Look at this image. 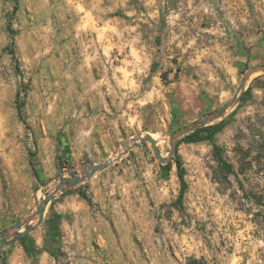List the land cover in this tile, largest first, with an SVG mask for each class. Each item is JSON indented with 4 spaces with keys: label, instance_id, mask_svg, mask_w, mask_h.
<instances>
[{
    "label": "rangeland",
    "instance_id": "374dc122",
    "mask_svg": "<svg viewBox=\"0 0 264 264\" xmlns=\"http://www.w3.org/2000/svg\"><path fill=\"white\" fill-rule=\"evenodd\" d=\"M247 3L0 0V264L17 248L36 262L54 215L56 264H264V71L240 88L264 65V20L253 24ZM238 90L222 116L176 134ZM221 122L214 143L230 173L212 141L186 139ZM43 202V222L8 244ZM103 218L121 251L87 230ZM67 223L82 230L67 239Z\"/></svg>",
    "mask_w": 264,
    "mask_h": 264
},
{
    "label": "trees",
    "instance_id": "16d2710c",
    "mask_svg": "<svg viewBox=\"0 0 264 264\" xmlns=\"http://www.w3.org/2000/svg\"><path fill=\"white\" fill-rule=\"evenodd\" d=\"M223 126H224V123L221 122V123H216L213 125L201 127L199 129H197L196 131L188 134L186 136V139L189 141H192V142H197V141H202V140H210L214 143L215 134L218 131H220L223 128ZM59 142H60V146L58 149L57 160L60 164L69 163V159L71 156L69 142L65 136L61 137L59 139ZM214 146H215L216 152L219 155V158H220L219 160L221 162L222 169L225 172L230 173L232 171V165L230 163H228L223 158V156L221 154V148L216 143H214ZM177 164H178V168L180 170L179 176H180L181 182L185 186L186 185L185 173H184V168H183V165H182V162L180 159L177 160ZM34 171H35V174L37 175V177L41 180L42 175H41L39 169L34 167ZM60 220H61V215H54V217H52L49 221V233L47 235V240L49 241L50 245L48 246L47 250L50 251L52 254H54V252H55L54 247L56 246L58 239L61 236V229H60V222L61 221ZM27 236H25V237H27ZM29 248L32 249L31 245H29ZM41 251L42 250H39L38 248L34 251L36 259L38 258L39 253ZM32 252H33V250H32ZM189 264H207V262H204V260L194 259Z\"/></svg>",
    "mask_w": 264,
    "mask_h": 264
},
{
    "label": "crops",
    "instance_id": "0c3cea01",
    "mask_svg": "<svg viewBox=\"0 0 264 264\" xmlns=\"http://www.w3.org/2000/svg\"><path fill=\"white\" fill-rule=\"evenodd\" d=\"M247 4L250 5H247V7L245 8H247V11H250L249 14H252L253 24L256 23V25H258L262 19L264 20V0H252L251 2H249L248 0ZM100 223L101 225L99 226L96 223L92 226H89L87 230L89 231L97 230L102 238L107 237L108 239H113L110 241V244L108 245H112V248L116 252L121 251V248L119 245H117V241L115 239L116 238V233L114 232L115 228L111 226L110 220H108L107 218L105 219L103 218L101 219ZM81 230L82 227L80 223H72V224L67 223L62 227V231L65 235V238L67 239H71L77 236ZM17 250L19 251L18 253L19 256L14 258L12 257L13 258L12 260H14L13 264H56V262L52 257V254L47 250H42L40 252L39 259L36 260V262H32V259L28 257L27 254H24L22 252V248H17L16 252Z\"/></svg>",
    "mask_w": 264,
    "mask_h": 264
},
{
    "label": "water",
    "instance_id": "95a60500",
    "mask_svg": "<svg viewBox=\"0 0 264 264\" xmlns=\"http://www.w3.org/2000/svg\"><path fill=\"white\" fill-rule=\"evenodd\" d=\"M259 71H264V65H258V66H255V67L249 69L245 73V77H244V79H243V81L241 83V87L240 88L244 89L245 84H246L248 78L250 77V75H252L253 73L259 72ZM240 98H241V94H240V90H238L235 93V95L233 96V98L229 102H227L225 105H223L221 108L215 110L214 112L210 113L209 115H206L203 119H201L200 121L196 122L194 125H192L190 127H186L184 129H180L179 131H177L176 134L182 133V132L189 133L190 131H193L194 129H196L199 126H203V125L208 124L209 122H211L214 119L222 116L225 112H227V110L232 108L239 101ZM144 140H150L152 142V144L154 145L157 154L159 155L160 158H162V156L160 155L159 150L156 147V143H157L156 140L153 137H151V136H146L144 138ZM124 144L128 145L129 142L125 141ZM111 163H112V160H106V161L101 162V163H93V164H91L90 165L91 171L89 173V176L92 177L97 171L103 170V169L109 167ZM78 181H79L78 177L74 176V182L76 183ZM51 198H52V195H49L46 198L45 202L50 201ZM45 202H43L38 208V211L40 213V217H39V221H38L37 225H35L33 227H29L28 229H25L24 231H21V232L17 233L14 236L13 239L7 241L8 244L12 243L13 241H15V240H17L19 238H22V237L26 236L33 229H35L36 226L40 225L43 222V220H44V205H45ZM17 225L18 226H22V223L20 222ZM0 236H3V232L2 231H0Z\"/></svg>",
    "mask_w": 264,
    "mask_h": 264
},
{
    "label": "bare ground",
    "instance_id": "6f19581e",
    "mask_svg": "<svg viewBox=\"0 0 264 264\" xmlns=\"http://www.w3.org/2000/svg\"><path fill=\"white\" fill-rule=\"evenodd\" d=\"M139 139V138H138Z\"/></svg>",
    "mask_w": 264,
    "mask_h": 264
}]
</instances>
